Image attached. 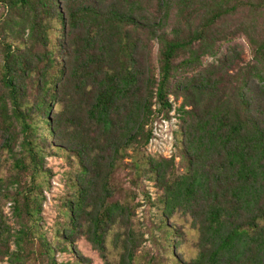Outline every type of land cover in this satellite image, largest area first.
I'll use <instances>...</instances> for the list:
<instances>
[{
  "label": "trees",
  "instance_id": "trees-1",
  "mask_svg": "<svg viewBox=\"0 0 264 264\" xmlns=\"http://www.w3.org/2000/svg\"><path fill=\"white\" fill-rule=\"evenodd\" d=\"M0 4V261L92 264L83 238L104 264H264V0ZM173 110L175 154L147 153ZM54 154L69 170L47 239ZM140 206L154 209L150 226H136ZM148 232L161 253L140 251Z\"/></svg>",
  "mask_w": 264,
  "mask_h": 264
},
{
  "label": "rangeland",
  "instance_id": "rangeland-1",
  "mask_svg": "<svg viewBox=\"0 0 264 264\" xmlns=\"http://www.w3.org/2000/svg\"><path fill=\"white\" fill-rule=\"evenodd\" d=\"M3 6L0 4V19L2 15ZM259 22L264 23V15L256 16ZM228 25L234 24V20H227ZM238 44V48H240L243 53V58L245 61L250 59V50L249 47L244 40L243 37H239L236 41ZM156 56H157V48L153 46L151 48L149 59L152 63H156ZM1 57V56H0ZM0 93H4V89L0 83ZM175 104L174 106H176ZM175 111L173 110L170 113L169 119H164L161 117L156 118L154 120L153 126V138L151 139L150 143L147 146V153L149 154H159L164 157H170L175 154L176 150L174 144L176 142V137L179 136L180 130V123L175 115ZM21 139V136L18 137ZM52 146L56 147L58 142L54 139H50ZM1 143V139H0ZM19 150V144H16L14 151ZM46 166L51 170V176L48 179V185L46 190H44V200L42 202V209L40 212V226L45 233L47 239H50L53 235L55 230V222L58 218V210L60 207V203L63 199V196L66 193V173L69 170V162L60 154H54L46 159ZM120 175V176H119ZM119 181L124 180L125 174L124 172L119 173ZM147 189L150 190L152 196L154 195L155 188L153 187L152 183L144 181ZM138 201H142V196L139 195ZM3 212L5 215L10 216V209L8 204L3 207ZM152 211H149L147 207L140 206L137 211V219H136V226L142 227V224L151 225L152 220ZM177 224L178 227H183L184 237L183 243L181 248L183 250L191 252L192 249V241L194 239V231L190 229L189 222L185 219L182 220L181 216L175 217L171 220ZM143 229V228H142ZM145 241L143 242L142 246L140 247V251H147L148 253H161L160 250H155L152 246V242L150 240V233L144 234ZM180 241V239L178 238ZM75 246L77 250L80 252L81 255L86 256L91 259L92 264H104L101 258L99 257L98 253L93 250L90 244L83 238H78ZM55 258L58 262H65L71 259V254L65 252L57 251L55 253ZM109 261H114V258L110 255ZM0 264H9L6 259L0 261ZM29 264V263H28Z\"/></svg>",
  "mask_w": 264,
  "mask_h": 264
}]
</instances>
